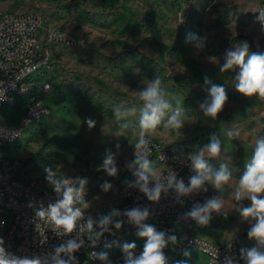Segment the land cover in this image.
<instances>
[{"label":"rangeland","instance_id":"1","mask_svg":"<svg viewBox=\"0 0 264 264\" xmlns=\"http://www.w3.org/2000/svg\"><path fill=\"white\" fill-rule=\"evenodd\" d=\"M262 9V0H0V10L36 12L60 34L53 45V67L44 77L51 89L39 92L49 114L6 153L21 158L29 175L46 189H51L45 179L47 166L58 174L87 178L86 210H107L117 202V189L128 171L125 165L132 160L139 131L138 112L125 130L113 110L121 101L142 107L138 92L159 76L168 99L184 106L186 117L180 131L165 134L161 127L150 136L191 154L215 133L222 142V158L209 163L213 168L225 163L233 174L221 190L207 184L206 192L195 193L204 200L222 194L223 211L228 214L226 220L195 225V230L218 244L236 240L244 248L256 242L248 237L250 222L239 212L250 201L237 204L231 193L255 140L264 132V98L241 95L234 80L239 69L222 73L220 65L225 50L239 42H248L252 52L264 51V27L256 20ZM188 33L207 37L205 47L196 49L194 42H186ZM205 76L223 85L228 96L216 120L200 110L210 87L204 83ZM23 99L19 98L17 108H1L0 119L14 125L23 114ZM89 119L95 122L93 127ZM230 128L238 130L239 137L229 139ZM106 152L115 156L116 177L97 170ZM105 181L113 185L108 192L101 189ZM189 252L190 264H204L200 251ZM173 256L167 255V264Z\"/></svg>","mask_w":264,"mask_h":264},{"label":"clouds","instance_id":"2","mask_svg":"<svg viewBox=\"0 0 264 264\" xmlns=\"http://www.w3.org/2000/svg\"><path fill=\"white\" fill-rule=\"evenodd\" d=\"M256 20L264 27V9L257 13ZM188 41L194 42L196 49H203L207 37L188 33L186 42ZM223 61L220 65L222 73L235 72L237 68L239 69L234 77L237 92L249 98L253 96L264 98V51L252 52L249 43L243 41L226 49ZM204 83L210 87L207 88L208 98L200 104V110L205 117L216 120L224 109L228 96L223 85L213 84L207 76L204 78ZM168 96L169 93L158 76L148 81L138 92V100L142 102V107L137 109L121 101L114 108L113 113L121 122L120 128L126 130L129 127V118L137 116L138 112L139 131L134 144V159L126 162L125 165L135 177L133 181H126L128 187L137 189L152 202H158L162 193L167 194L172 190L175 193V202L183 205L184 197L201 190L206 192L207 184H211L216 190H221L232 181L233 174L225 163H221L219 168H213L209 163L211 159L222 158V142L215 133L212 134L208 144L189 155L190 168L195 175L189 178L187 185L182 178L178 179L177 173L171 169L166 174H158L157 168L150 159L152 155L150 134L161 127L165 134L178 132L183 128L186 117L185 107L179 102L173 104ZM4 99V95L0 97V101ZM87 123L89 127H93L95 122L89 119ZM239 135L238 130L230 128L226 131L229 139H235ZM97 170H103L111 177L118 176L119 169L114 154L106 152ZM44 171L45 179L55 193L56 199L46 206L42 201L38 206L30 202L29 206L35 207L37 220L49 225L57 235H69L73 232L78 235L55 246L53 251L45 256L31 257L9 252L4 240L0 238V264H78L75 253L85 246V240L79 233H85L91 244L96 246L105 233L115 235L114 230L122 228L125 222L122 217L138 229L136 233L138 237L146 240L139 255L134 253L136 248L134 242L122 245L124 264H167L163 250L169 242L176 243L177 236L159 231L153 224L146 223L151 216L148 207L135 206L123 211L112 209L108 214L96 218L91 215L85 216V210L89 208L85 199L87 178L58 174L51 166L45 167ZM112 187L113 185L108 181L101 184L104 192H108ZM231 194L237 204L245 199L250 201L248 206L241 205L239 212L244 220L250 222L248 237L254 239L256 245L251 248H241V258L245 264H264V136L255 140L251 158L245 164V170ZM223 209L224 200L221 194L208 198L203 203H194L180 219L194 221L198 226H207L213 213L222 214ZM108 246L110 245L106 244V247ZM183 255L188 257L190 252L185 250ZM92 256L100 261L108 259V254L104 251L93 252ZM175 264H187V261L177 260ZM225 264H234V261L231 257H225Z\"/></svg>","mask_w":264,"mask_h":264},{"label":"built area","instance_id":"3","mask_svg":"<svg viewBox=\"0 0 264 264\" xmlns=\"http://www.w3.org/2000/svg\"><path fill=\"white\" fill-rule=\"evenodd\" d=\"M59 39L57 28L36 12L0 10V97H5L0 101V109L17 108L19 98H24L23 114L14 125L0 119V238L9 252L19 256H45L55 246L78 235L76 232L57 235L49 225L37 220L35 207H30V202L38 206L42 201L46 206L56 199V195L29 175L21 158L6 153L33 124L49 114V106L42 101L39 92L45 94L51 89L50 81L44 77L53 67V45ZM150 138V159L158 174H166L171 169L187 185L189 178L195 175L188 160L190 153L179 145L163 143L153 136ZM134 179L132 171L128 170L118 186L117 202L103 212L85 210V216L96 218L112 209L123 211L135 206L148 207L151 216L146 223L177 236V242H169L163 250L166 257L174 254L171 264L177 260H186L190 264L189 256L185 257L183 253L192 248L203 254L204 264H225V257H231L234 264H245L240 255L243 246L239 242L213 243L197 233L194 221L180 219L194 203H203L204 199L194 193L184 197V204L180 205L170 190L167 194L162 193L158 202H152L137 189L128 187L126 181ZM227 217L225 211L213 213L211 221L226 220ZM122 219L125 220L122 228L114 230L115 235L105 233L96 246L91 244L85 233H79L85 240V246L75 253L78 264H124L122 245L125 243L136 244L135 255L143 251L145 238L138 237V229L127 223L126 218ZM106 244L110 246L106 247ZM255 245L256 242H251L244 248ZM101 251L107 252V261L93 258V252Z\"/></svg>","mask_w":264,"mask_h":264},{"label":"trees","instance_id":"4","mask_svg":"<svg viewBox=\"0 0 264 264\" xmlns=\"http://www.w3.org/2000/svg\"><path fill=\"white\" fill-rule=\"evenodd\" d=\"M262 2H263V4H264V0H262ZM262 119H263V121H264V118H262ZM250 126L254 127L255 125H253V123H251ZM263 129H264V127H263ZM260 136H264V132H263V131L260 133Z\"/></svg>","mask_w":264,"mask_h":264}]
</instances>
